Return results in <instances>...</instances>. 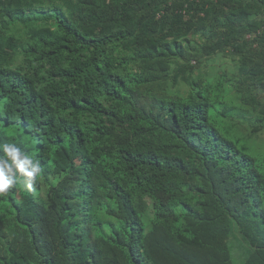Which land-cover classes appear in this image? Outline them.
Returning <instances> with one entry per match:
<instances>
[{"label":"trees","instance_id":"trees-1","mask_svg":"<svg viewBox=\"0 0 264 264\" xmlns=\"http://www.w3.org/2000/svg\"><path fill=\"white\" fill-rule=\"evenodd\" d=\"M263 133L264 0H0V264H264Z\"/></svg>","mask_w":264,"mask_h":264},{"label":"clouds","instance_id":"clouds-1","mask_svg":"<svg viewBox=\"0 0 264 264\" xmlns=\"http://www.w3.org/2000/svg\"><path fill=\"white\" fill-rule=\"evenodd\" d=\"M42 172L38 160L15 144L0 145V195L6 194L17 183V176L23 178L24 187L31 191Z\"/></svg>","mask_w":264,"mask_h":264},{"label":"rangeland","instance_id":"rangeland-1","mask_svg":"<svg viewBox=\"0 0 264 264\" xmlns=\"http://www.w3.org/2000/svg\"><path fill=\"white\" fill-rule=\"evenodd\" d=\"M220 61L221 62L224 61V58ZM256 140L259 144H264V133L260 134L259 137L256 138ZM243 245L244 243L241 239V235L238 233V231L233 230V235L231 238V247H232L234 264H244L245 263L247 254L245 253Z\"/></svg>","mask_w":264,"mask_h":264}]
</instances>
